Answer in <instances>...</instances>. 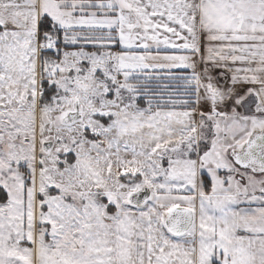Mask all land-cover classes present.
Returning <instances> with one entry per match:
<instances>
[{
    "label": "snow or ice",
    "instance_id": "1",
    "mask_svg": "<svg viewBox=\"0 0 264 264\" xmlns=\"http://www.w3.org/2000/svg\"><path fill=\"white\" fill-rule=\"evenodd\" d=\"M0 264H264V0H0Z\"/></svg>",
    "mask_w": 264,
    "mask_h": 264
}]
</instances>
